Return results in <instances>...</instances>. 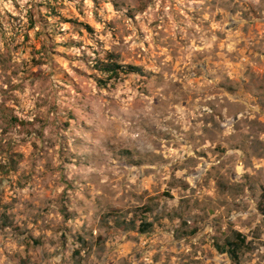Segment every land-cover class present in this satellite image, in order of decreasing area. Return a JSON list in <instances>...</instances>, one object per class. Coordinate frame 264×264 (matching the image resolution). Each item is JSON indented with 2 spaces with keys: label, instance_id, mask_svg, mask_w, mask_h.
Masks as SVG:
<instances>
[{
  "label": "rangeland",
  "instance_id": "374dc122",
  "mask_svg": "<svg viewBox=\"0 0 264 264\" xmlns=\"http://www.w3.org/2000/svg\"><path fill=\"white\" fill-rule=\"evenodd\" d=\"M263 195L264 0H0V264H264Z\"/></svg>",
  "mask_w": 264,
  "mask_h": 264
},
{
  "label": "trees",
  "instance_id": "16d2710c",
  "mask_svg": "<svg viewBox=\"0 0 264 264\" xmlns=\"http://www.w3.org/2000/svg\"><path fill=\"white\" fill-rule=\"evenodd\" d=\"M96 69L105 77V79L100 82H109L112 80H120L121 75H130L132 73H141L142 70L138 67L131 65H123L118 62V59L113 55L109 54L105 61H98L96 64ZM259 211L264 216V195L259 204ZM117 227L124 228L125 230H134L136 229V223L134 220L119 221L116 222ZM153 229V224L148 222L145 218L141 223L139 231L142 233H148ZM235 240H227L225 244L218 246V250L221 253H226L233 264H240V259L244 254L245 249L250 248V243L247 242V239L242 234L235 232Z\"/></svg>",
  "mask_w": 264,
  "mask_h": 264
}]
</instances>
